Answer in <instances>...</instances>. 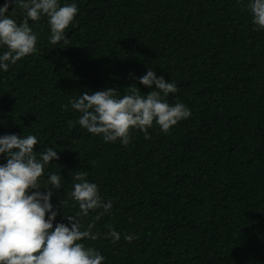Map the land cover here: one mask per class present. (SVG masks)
Here are the masks:
<instances>
[{
	"label": "trees",
	"instance_id": "trees-1",
	"mask_svg": "<svg viewBox=\"0 0 264 264\" xmlns=\"http://www.w3.org/2000/svg\"><path fill=\"white\" fill-rule=\"evenodd\" d=\"M246 2L76 0L68 45L49 44L46 18L29 21L37 51L0 71V135L33 134L37 151L58 152L48 171L65 189L52 203L62 197L65 212L79 210L64 196L77 172L113 202L95 222L101 236L83 241L104 264H264V31ZM25 15L16 5L13 18ZM148 68L176 83L167 99L186 105L188 119L167 133L134 130L127 145L75 123L71 99L131 86L147 94L134 77ZM57 222L68 223L62 211ZM110 228L116 243L103 237Z\"/></svg>",
	"mask_w": 264,
	"mask_h": 264
},
{
	"label": "clouds",
	"instance_id": "clouds-1",
	"mask_svg": "<svg viewBox=\"0 0 264 264\" xmlns=\"http://www.w3.org/2000/svg\"><path fill=\"white\" fill-rule=\"evenodd\" d=\"M18 4L26 12L19 23L13 18ZM245 7L254 30L264 31V0H247ZM78 12L76 0H5L0 6V71L7 72L37 51L38 34L29 21L46 18L49 44L68 45L66 30ZM134 79L151 91L141 95L140 88L131 86L120 96L117 89L108 88L83 92L71 99V108L79 113L75 123L106 143L127 145L134 130L147 135L148 129L157 125L167 133L192 115L183 103L168 102L169 95L178 92L175 82L157 76L152 68ZM38 144L42 148L33 134L0 135V156L6 159L0 163V264H104L106 257L83 241L101 236L94 231L95 222L111 213L113 202L104 199L99 186L90 182L86 173L77 172L72 177V190H66L64 196H70L79 210L74 215L65 212L68 201L62 197L54 205L53 196L65 189L62 175L48 171L49 164L59 159L58 152L52 147L37 151ZM61 211L68 223L57 222ZM91 212L97 215L85 224L84 218ZM103 237L116 243L121 234L110 228ZM123 238L131 243L137 237L128 234Z\"/></svg>",
	"mask_w": 264,
	"mask_h": 264
}]
</instances>
